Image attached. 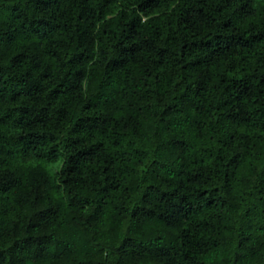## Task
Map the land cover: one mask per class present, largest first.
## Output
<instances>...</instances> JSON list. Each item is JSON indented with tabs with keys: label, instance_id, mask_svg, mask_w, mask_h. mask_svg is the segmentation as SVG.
<instances>
[{
	"label": "trees",
	"instance_id": "16d2710c",
	"mask_svg": "<svg viewBox=\"0 0 264 264\" xmlns=\"http://www.w3.org/2000/svg\"><path fill=\"white\" fill-rule=\"evenodd\" d=\"M0 264H264V0H0Z\"/></svg>",
	"mask_w": 264,
	"mask_h": 264
}]
</instances>
